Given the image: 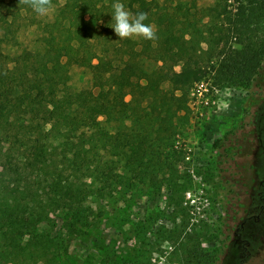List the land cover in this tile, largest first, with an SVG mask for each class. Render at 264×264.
I'll return each mask as SVG.
<instances>
[{
	"label": "trees",
	"instance_id": "obj_1",
	"mask_svg": "<svg viewBox=\"0 0 264 264\" xmlns=\"http://www.w3.org/2000/svg\"><path fill=\"white\" fill-rule=\"evenodd\" d=\"M184 1L168 11L159 8L158 0H121L133 13H147L145 23L154 26L157 38L119 40L111 28L114 0H65L45 28L43 44L12 54L4 53L3 46L17 45L14 23L20 13L9 16L0 8V264H81L70 246L90 236L96 238V251L104 253L101 264H112L115 244L100 236L103 217L92 204L130 179L139 185L158 171L165 174V161L157 163L158 139L170 142L173 119L186 107L185 93L175 91L207 74L195 56L203 32L195 29V37L189 28L196 24L185 13L184 31L175 32V10L186 8ZM208 9L216 18L226 16L229 29L238 26L242 32L264 10V0H245L233 18L224 6ZM218 26L209 40L216 45L225 39ZM247 40L238 41L240 47L225 43L216 51L221 78L243 83L258 77L264 51ZM126 45L115 57L114 48ZM144 59L155 66L147 67ZM74 66L85 70L89 86L70 85ZM131 73L145 78V91L126 102L122 114L130 124L119 139L107 127L109 119H98V92L93 90L122 100ZM202 250L195 243L190 255L201 259Z\"/></svg>",
	"mask_w": 264,
	"mask_h": 264
},
{
	"label": "rangeland",
	"instance_id": "obj_2",
	"mask_svg": "<svg viewBox=\"0 0 264 264\" xmlns=\"http://www.w3.org/2000/svg\"><path fill=\"white\" fill-rule=\"evenodd\" d=\"M64 1L52 0L53 10L41 16L19 0H0L1 10L11 13L9 16L16 11L20 13L14 23L18 27L15 32L17 45L4 44L3 52L12 54L21 47L42 45V37L47 33L44 30ZM158 1L159 8L168 11L179 2ZM184 2L186 8L175 10L178 19L175 32L184 31L183 13L196 24L195 28H189L191 31L203 32L205 40L200 43L199 50L196 48L195 56L206 66L207 74L201 81L175 91V94L185 93L186 107L173 119L175 133L170 142L158 139L157 163L161 165L165 161L161 169L165 174L158 171L156 177H144L139 185H133L134 180L130 179L126 187L117 189L110 197H100L92 204L103 217L100 236L114 241L112 264H264V219L255 224L248 222L249 227L242 236L248 238L249 244L245 250L240 247L238 258L234 260L231 256L232 230L244 216L250 202L249 191L256 188L258 182V179H250L252 171L249 167L258 163L256 152L259 144L264 142V54L258 77L243 83L221 78L216 54L223 44L240 47L238 41L246 39L256 49L264 51V10L255 14L249 28H243L241 32L238 26L229 29L231 22L226 16L216 18L215 12L208 8L219 10L224 6L233 18L236 7L245 0H192L195 6L191 0ZM218 25H222L225 39L216 45L209 40L216 36L217 28L214 27ZM236 29L238 33L235 34ZM119 48H114L115 57L128 46ZM206 49L211 53H204ZM144 64L155 66L151 59H144ZM174 68L178 70L180 63ZM70 73L69 83L74 89L89 86L83 68L74 66ZM128 77L122 89V100L93 90V94L98 92L95 99L98 119H109L107 127L119 139H122L124 126L130 124L122 114L126 102L142 96L145 91L144 77L134 73ZM164 89L169 92L166 84ZM256 132L260 133L257 140ZM220 138L223 140L216 146V140ZM131 147L135 146L131 144ZM170 170L174 172L171 177ZM160 180L161 186L156 188L154 183L159 184ZM257 211H252V215ZM95 241L96 238L90 236L71 243L70 251L79 263L101 264L104 253L100 255L96 251ZM195 243L203 249L201 259L190 255Z\"/></svg>",
	"mask_w": 264,
	"mask_h": 264
},
{
	"label": "clouds",
	"instance_id": "obj_3",
	"mask_svg": "<svg viewBox=\"0 0 264 264\" xmlns=\"http://www.w3.org/2000/svg\"><path fill=\"white\" fill-rule=\"evenodd\" d=\"M19 2L27 5L41 16L48 15L53 10L52 0H19ZM112 9L111 28L114 30L119 40L131 39L134 37L144 40H155L157 38L154 26L145 23L148 19L147 13H133L126 8L121 0H114Z\"/></svg>",
	"mask_w": 264,
	"mask_h": 264
},
{
	"label": "flooded vegetation",
	"instance_id": "obj_4",
	"mask_svg": "<svg viewBox=\"0 0 264 264\" xmlns=\"http://www.w3.org/2000/svg\"><path fill=\"white\" fill-rule=\"evenodd\" d=\"M255 129L258 130V127L256 126ZM258 134L260 133L256 132V140ZM256 161L258 163L254 162L249 167L250 171H252L250 179H258L256 188H251L249 191L250 202L244 210V216L240 220L239 224L232 230L233 240L231 245L233 249L231 250V256L234 260L235 258H238L240 247L245 250L249 244L248 238L242 236L245 229L249 227L248 222L255 224L259 223L261 219H264V216H262V213H264V142L259 144L256 152ZM255 210H258L257 213L252 215L251 212Z\"/></svg>",
	"mask_w": 264,
	"mask_h": 264
}]
</instances>
